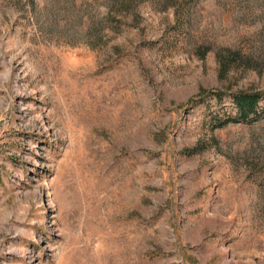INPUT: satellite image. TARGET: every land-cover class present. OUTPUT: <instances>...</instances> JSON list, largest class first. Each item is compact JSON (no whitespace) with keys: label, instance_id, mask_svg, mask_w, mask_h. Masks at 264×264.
I'll list each match as a JSON object with an SVG mask.
<instances>
[{"label":"rangeland","instance_id":"rangeland-1","mask_svg":"<svg viewBox=\"0 0 264 264\" xmlns=\"http://www.w3.org/2000/svg\"><path fill=\"white\" fill-rule=\"evenodd\" d=\"M115 3L0 0V264H264V0Z\"/></svg>","mask_w":264,"mask_h":264},{"label":"trees","instance_id":"trees-1","mask_svg":"<svg viewBox=\"0 0 264 264\" xmlns=\"http://www.w3.org/2000/svg\"><path fill=\"white\" fill-rule=\"evenodd\" d=\"M116 7L118 10L129 11L132 10L135 3L138 0H115ZM180 1V0H176ZM115 7V6H114ZM176 7L177 15L179 18L185 16V12H183L184 8L181 5V2L178 5H173ZM261 95L258 94H240L234 97V102L238 107V115L234 118L230 117L226 123L230 122H250L251 118L258 113V101L261 98Z\"/></svg>","mask_w":264,"mask_h":264}]
</instances>
